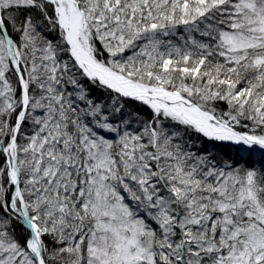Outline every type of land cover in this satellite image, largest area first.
Listing matches in <instances>:
<instances>
[{"label":"snow or ice","instance_id":"6c2138e0","mask_svg":"<svg viewBox=\"0 0 264 264\" xmlns=\"http://www.w3.org/2000/svg\"><path fill=\"white\" fill-rule=\"evenodd\" d=\"M0 264H264V0H0Z\"/></svg>","mask_w":264,"mask_h":264}]
</instances>
